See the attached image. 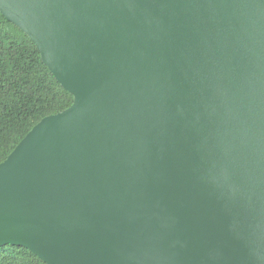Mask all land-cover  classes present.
Masks as SVG:
<instances>
[{
  "label": "water",
  "instance_id": "obj_1",
  "mask_svg": "<svg viewBox=\"0 0 264 264\" xmlns=\"http://www.w3.org/2000/svg\"><path fill=\"white\" fill-rule=\"evenodd\" d=\"M74 100L0 162V246L46 264H264V0H0Z\"/></svg>",
  "mask_w": 264,
  "mask_h": 264
},
{
  "label": "trees",
  "instance_id": "obj_2",
  "mask_svg": "<svg viewBox=\"0 0 264 264\" xmlns=\"http://www.w3.org/2000/svg\"><path fill=\"white\" fill-rule=\"evenodd\" d=\"M73 100L33 40L0 12V162L43 117ZM0 264L46 263L26 247L6 244L0 246Z\"/></svg>",
  "mask_w": 264,
  "mask_h": 264
}]
</instances>
